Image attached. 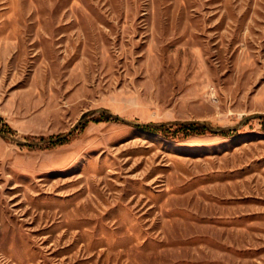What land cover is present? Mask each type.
Here are the masks:
<instances>
[{"label": "rangeland", "instance_id": "rangeland-1", "mask_svg": "<svg viewBox=\"0 0 264 264\" xmlns=\"http://www.w3.org/2000/svg\"><path fill=\"white\" fill-rule=\"evenodd\" d=\"M0 264H264V0H0Z\"/></svg>", "mask_w": 264, "mask_h": 264}, {"label": "trees", "instance_id": "trees-1", "mask_svg": "<svg viewBox=\"0 0 264 264\" xmlns=\"http://www.w3.org/2000/svg\"><path fill=\"white\" fill-rule=\"evenodd\" d=\"M93 121L95 123H101V122H104L106 120H104L103 118H100V119H96V120H93ZM86 124L87 123H85L82 127H84ZM173 127H174V125L160 126V127L145 126L143 129L148 130L150 132H154V133L162 131L165 134V136H173V137H175L176 133H177L176 130L172 134L169 133V132H171V129ZM180 128H181V130H183L186 133L187 136L191 135V134H203L207 130L206 127L201 126V125L196 124V123L186 124V125L181 126ZM63 142H64V140H59L58 142H55V144H53V145L62 144Z\"/></svg>", "mask_w": 264, "mask_h": 264}]
</instances>
